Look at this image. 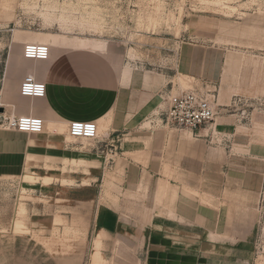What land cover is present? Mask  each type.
Segmentation results:
<instances>
[{
  "label": "rangeland",
  "instance_id": "1",
  "mask_svg": "<svg viewBox=\"0 0 264 264\" xmlns=\"http://www.w3.org/2000/svg\"><path fill=\"white\" fill-rule=\"evenodd\" d=\"M32 31L77 34L139 74L172 76L174 92L208 96L217 116L203 127L219 161L202 183L218 190L219 227L247 233L249 264H264V0H0V105ZM53 133L23 172L0 177V264H115L99 224L123 181L116 147ZM225 158H242V176L224 172Z\"/></svg>",
  "mask_w": 264,
  "mask_h": 264
},
{
  "label": "crops",
  "instance_id": "2",
  "mask_svg": "<svg viewBox=\"0 0 264 264\" xmlns=\"http://www.w3.org/2000/svg\"><path fill=\"white\" fill-rule=\"evenodd\" d=\"M29 43L48 45L49 57L26 58L23 50ZM18 60L17 77L0 107L6 116L42 117L45 128L28 133L0 124V177L23 172L29 156L42 150L54 129H68L76 120L96 121L104 142L89 141L115 145L114 166L120 163L121 168L114 171L123 178L113 188L119 195L105 204L99 224L105 256L115 257V264H249L242 242L248 234L219 227L218 190L202 183L211 179L219 161L210 151L208 128L191 131L149 121L168 107V95L176 93L170 90L172 76L139 74L107 55L101 43L71 33L22 35L13 63ZM8 72L9 66L4 76ZM28 74L46 83L45 96L20 93ZM241 159L225 158L224 172L243 173ZM237 187L243 189L242 184Z\"/></svg>",
  "mask_w": 264,
  "mask_h": 264
},
{
  "label": "built area",
  "instance_id": "3",
  "mask_svg": "<svg viewBox=\"0 0 264 264\" xmlns=\"http://www.w3.org/2000/svg\"><path fill=\"white\" fill-rule=\"evenodd\" d=\"M26 58L47 59L50 47L46 44L29 43L24 46ZM47 91L45 82L28 74L22 80L20 93L24 96L43 97ZM0 124L3 127L28 133H40L45 128V120L34 115L6 116L0 113ZM162 122L173 128L197 131L211 123L217 116L213 102L201 90H181L168 95V107L159 112ZM69 135L73 138L97 140L99 126L96 121H72L69 125Z\"/></svg>",
  "mask_w": 264,
  "mask_h": 264
},
{
  "label": "water",
  "instance_id": "4",
  "mask_svg": "<svg viewBox=\"0 0 264 264\" xmlns=\"http://www.w3.org/2000/svg\"><path fill=\"white\" fill-rule=\"evenodd\" d=\"M1 111H4V108H1Z\"/></svg>",
  "mask_w": 264,
  "mask_h": 264
}]
</instances>
